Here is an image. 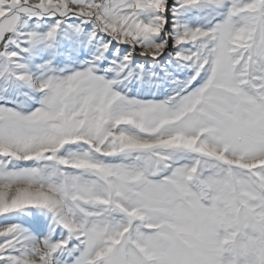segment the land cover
<instances>
[{"label": "snow or ice", "instance_id": "6c2138e0", "mask_svg": "<svg viewBox=\"0 0 264 264\" xmlns=\"http://www.w3.org/2000/svg\"><path fill=\"white\" fill-rule=\"evenodd\" d=\"M0 264H264V0H0Z\"/></svg>", "mask_w": 264, "mask_h": 264}]
</instances>
